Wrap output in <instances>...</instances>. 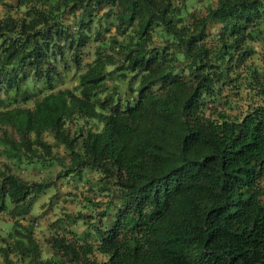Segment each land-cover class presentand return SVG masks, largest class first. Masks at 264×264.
Returning a JSON list of instances; mask_svg holds the SVG:
<instances>
[{
  "label": "trees",
  "instance_id": "obj_1",
  "mask_svg": "<svg viewBox=\"0 0 264 264\" xmlns=\"http://www.w3.org/2000/svg\"><path fill=\"white\" fill-rule=\"evenodd\" d=\"M0 157V264H264V0H0Z\"/></svg>",
  "mask_w": 264,
  "mask_h": 264
},
{
  "label": "rangeland",
  "instance_id": "obj_2",
  "mask_svg": "<svg viewBox=\"0 0 264 264\" xmlns=\"http://www.w3.org/2000/svg\"><path fill=\"white\" fill-rule=\"evenodd\" d=\"M87 58V57H86ZM85 58V59H86ZM89 58V56H88ZM69 77V73L66 75ZM49 139L48 135H45ZM59 154L61 148L58 149ZM1 160V157H0ZM58 162H53L50 166L35 165H21L18 172L20 176L27 179L42 180L44 178H52L54 183L45 189L43 193L37 195L36 199L31 205L29 212L25 214V218L22 222H30L32 224V234L41 244L42 248H47L46 237L50 234L51 227L50 222L60 216L63 213H77L85 212L91 214L95 211L92 206L88 205L83 200V196L90 194L85 188L88 185V181L94 180L99 176V173L82 169V178L77 179L75 177H68V175L56 176L55 173L62 171L63 166ZM76 183V185H74ZM97 197L105 199L103 194H96ZM27 219V220H26ZM12 224V219L6 212H0V231L7 230ZM77 228H81L82 224L80 220L76 221Z\"/></svg>",
  "mask_w": 264,
  "mask_h": 264
}]
</instances>
